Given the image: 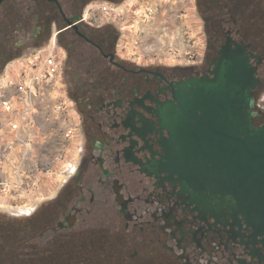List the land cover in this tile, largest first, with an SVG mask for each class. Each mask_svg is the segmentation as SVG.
<instances>
[{
	"label": "flooded vegetation",
	"instance_id": "flooded-vegetation-1",
	"mask_svg": "<svg viewBox=\"0 0 264 264\" xmlns=\"http://www.w3.org/2000/svg\"><path fill=\"white\" fill-rule=\"evenodd\" d=\"M97 1L124 0H0V75L56 34L63 51L59 86L66 108L76 112L78 142L76 162L54 196L52 158L42 163L41 157L52 145L51 123L17 127L2 148L0 164L14 145L23 175L49 183L33 182L43 202L28 217L0 214V264H264V224L166 168L164 142L171 135L162 122L184 83L211 75L230 38L254 64L262 59L257 93L264 42L236 19L237 0H199L208 35L202 57L143 64L121 50L120 26L85 18ZM263 122L264 114L256 115V124Z\"/></svg>",
	"mask_w": 264,
	"mask_h": 264
},
{
	"label": "water",
	"instance_id": "water-1",
	"mask_svg": "<svg viewBox=\"0 0 264 264\" xmlns=\"http://www.w3.org/2000/svg\"><path fill=\"white\" fill-rule=\"evenodd\" d=\"M230 38L211 75L194 78L167 105L164 165L199 193L264 224V122L256 124L258 64Z\"/></svg>",
	"mask_w": 264,
	"mask_h": 264
},
{
	"label": "rangeland",
	"instance_id": "rangeland-1",
	"mask_svg": "<svg viewBox=\"0 0 264 264\" xmlns=\"http://www.w3.org/2000/svg\"><path fill=\"white\" fill-rule=\"evenodd\" d=\"M225 2L223 1V4ZM229 3L232 4L230 1ZM234 4L239 14L236 19L245 26L252 37L256 36V41L263 43L264 0H237ZM144 5L145 8L141 13L143 15L147 13L146 17H140L133 9L131 12H125L119 19L123 30L120 48L125 55L143 64L166 65L190 63L202 57L207 49L208 35L205 31V14L201 10L199 0H142V6ZM92 15L95 17H91L88 21L93 24H104V12L102 14V11L95 10ZM232 20L233 18L230 21ZM33 51L35 49L20 56L19 59L26 58ZM19 59L9 64L8 71L14 70ZM7 69L5 72H8ZM5 72L0 76L5 75ZM262 72L263 83L254 95L255 109L257 106V111L264 114V65ZM46 88L48 89H43L39 97H35L31 112L24 115L19 112L23 110V105L21 106L14 91L9 87L0 86V153L3 147H8V141H12L17 127L23 126L28 129L35 126L38 121L51 123L52 145L47 146L46 155L42 154L41 157L44 159L42 163H45V159L52 158L51 185L54 196L60 189L64 175L69 173L76 162L78 147L77 138L74 136L76 112L71 105H67L66 108L65 102L68 99L58 80ZM3 101L11 102L14 108L6 110ZM30 138L32 139V136ZM13 146L6 153L7 159L0 164V175H2L0 176V214L9 217L8 219L18 214L20 217H28V214L33 213L43 202L40 186L35 188L33 182L37 180L44 184L49 183V181L44 182V177L41 176L23 175L22 158L19 160L22 154L11 149ZM43 147L44 143L40 145V154ZM35 189H38L36 190L38 198L34 200ZM28 203L31 208L24 209L23 206L29 205Z\"/></svg>",
	"mask_w": 264,
	"mask_h": 264
},
{
	"label": "built area",
	"instance_id": "built-area-1",
	"mask_svg": "<svg viewBox=\"0 0 264 264\" xmlns=\"http://www.w3.org/2000/svg\"><path fill=\"white\" fill-rule=\"evenodd\" d=\"M145 5L142 0H124L119 3L109 1H97L91 4L86 12L85 18L91 19L95 10L104 12L103 22H113L120 25L119 19L125 12L134 11L140 17H146L147 13H141ZM13 71L5 72L0 76V86L9 87L18 97L23 108L20 113L29 114L34 108L35 97H39L43 89L51 85L54 81H59L63 68V51L57 40V35L52 37L51 42L45 46L35 49L25 58H20L18 65L14 66ZM6 110H11L13 105L9 101H3ZM20 106V107H21ZM23 115V118H24Z\"/></svg>",
	"mask_w": 264,
	"mask_h": 264
},
{
	"label": "crops",
	"instance_id": "crops-1",
	"mask_svg": "<svg viewBox=\"0 0 264 264\" xmlns=\"http://www.w3.org/2000/svg\"><path fill=\"white\" fill-rule=\"evenodd\" d=\"M120 26V25H119ZM121 28H122V26H120ZM121 31H123V30H121ZM123 33V32H122ZM121 39H122V37H121ZM120 42H121V40H120ZM16 64V63H15Z\"/></svg>",
	"mask_w": 264,
	"mask_h": 264
}]
</instances>
